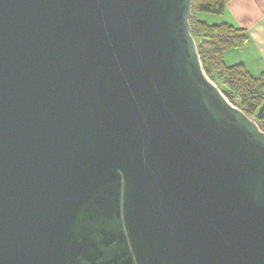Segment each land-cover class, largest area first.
Wrapping results in <instances>:
<instances>
[{
    "label": "water",
    "instance_id": "water-1",
    "mask_svg": "<svg viewBox=\"0 0 264 264\" xmlns=\"http://www.w3.org/2000/svg\"><path fill=\"white\" fill-rule=\"evenodd\" d=\"M192 1L0 0V264H264V132Z\"/></svg>",
    "mask_w": 264,
    "mask_h": 264
},
{
    "label": "trees",
    "instance_id": "trees-1",
    "mask_svg": "<svg viewBox=\"0 0 264 264\" xmlns=\"http://www.w3.org/2000/svg\"><path fill=\"white\" fill-rule=\"evenodd\" d=\"M229 1L193 0L191 35L207 78L264 132V71L254 77L242 64L226 66L224 61L225 53L247 45L249 32L229 24L210 25L197 19L198 14L222 15Z\"/></svg>",
    "mask_w": 264,
    "mask_h": 264
},
{
    "label": "crops",
    "instance_id": "crops-1",
    "mask_svg": "<svg viewBox=\"0 0 264 264\" xmlns=\"http://www.w3.org/2000/svg\"><path fill=\"white\" fill-rule=\"evenodd\" d=\"M210 25L229 24L249 32L250 40L240 50L225 53L226 66L242 64L254 77L264 71V0H231L222 15L198 14Z\"/></svg>",
    "mask_w": 264,
    "mask_h": 264
}]
</instances>
